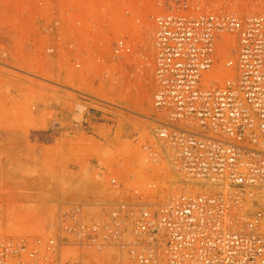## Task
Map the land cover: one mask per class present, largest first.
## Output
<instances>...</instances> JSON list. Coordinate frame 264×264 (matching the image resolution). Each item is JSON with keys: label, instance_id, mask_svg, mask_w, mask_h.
<instances>
[{"label": "built area", "instance_id": "2783aa9c", "mask_svg": "<svg viewBox=\"0 0 264 264\" xmlns=\"http://www.w3.org/2000/svg\"><path fill=\"white\" fill-rule=\"evenodd\" d=\"M21 4L37 23L23 29L26 65L33 55L56 67L85 55L99 71L86 90L21 71L72 102L75 127L90 128L91 104H110L101 93L122 84L127 64L135 74L150 66L159 119H150L153 142L108 178L110 197L62 201L47 238L0 237V264H264V12L207 0ZM74 30H100L99 39L77 52ZM148 32L150 61L140 54ZM8 58L0 42V67L12 68Z\"/></svg>", "mask_w": 264, "mask_h": 264}, {"label": "rangeland", "instance_id": "374dc122", "mask_svg": "<svg viewBox=\"0 0 264 264\" xmlns=\"http://www.w3.org/2000/svg\"><path fill=\"white\" fill-rule=\"evenodd\" d=\"M207 4L242 15L264 12V0H207ZM21 9V0H0V42L8 50L6 62L12 67H0V237L17 240L52 235L56 208L62 201L110 197L108 178L119 176L127 159H138L144 140L153 142L154 123L150 119H159L151 106L150 66L145 64L135 74L127 64L122 84L109 88L106 97L101 93L102 100L110 104H91L95 110L88 117L90 128L75 127L78 118L72 112V102L46 93L45 88H58L21 71L81 90L91 87L90 81L99 71L91 74L85 55L66 67L52 66L45 55H33L26 65L22 36L27 30L23 29L31 27L35 33L37 23L35 17H22ZM97 32L100 30H74L77 52L86 53L88 42L99 39ZM150 36L145 34L140 43V54L146 61L151 59ZM56 101L58 112L68 113L73 129L63 130V124L57 123L53 130L37 131L45 127L39 121H50ZM35 102L47 105L45 115H37ZM136 170L127 168L128 172Z\"/></svg>", "mask_w": 264, "mask_h": 264}, {"label": "crops", "instance_id": "0c3cea01", "mask_svg": "<svg viewBox=\"0 0 264 264\" xmlns=\"http://www.w3.org/2000/svg\"><path fill=\"white\" fill-rule=\"evenodd\" d=\"M53 109H51L53 112H48L51 116L50 121H39V125H44L45 127H39L37 129V131L43 132V131H48V130H53L54 126L58 123L59 126L61 124H63L64 129L63 130H71L73 129L69 122V115L67 112H58L57 108V101L53 104ZM33 108L35 109V111L37 112V115H45L47 113V111L49 110L47 105H45L43 102H35L33 103ZM41 113V114H40ZM57 126V127H59ZM56 129V128H55ZM52 135L56 136L55 133L52 131L51 133ZM40 144V142H38ZM44 144V143H41ZM50 144H53V142H51Z\"/></svg>", "mask_w": 264, "mask_h": 264}, {"label": "bare ground", "instance_id": "6f19581e", "mask_svg": "<svg viewBox=\"0 0 264 264\" xmlns=\"http://www.w3.org/2000/svg\"><path fill=\"white\" fill-rule=\"evenodd\" d=\"M235 13V12H234ZM238 14H240V13H238ZM248 14V13H247ZM244 15V14H243ZM146 86V85H145ZM145 86H142V87H145ZM144 89H146V87L144 88ZM143 89V92L144 91H146V90H144ZM154 111V110H153ZM174 172H175V177L177 178V180L179 181L180 180V178H179V173L176 171V170H174ZM260 193L261 194H264V191H260ZM262 204H264V198H261L260 200H259Z\"/></svg>", "mask_w": 264, "mask_h": 264}]
</instances>
